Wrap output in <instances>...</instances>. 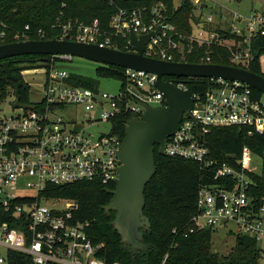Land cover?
Returning a JSON list of instances; mask_svg holds the SVG:
<instances>
[{
  "label": "built area",
  "instance_id": "1",
  "mask_svg": "<svg viewBox=\"0 0 264 264\" xmlns=\"http://www.w3.org/2000/svg\"><path fill=\"white\" fill-rule=\"evenodd\" d=\"M191 1L199 20L193 21L191 33L180 31L169 21L168 4L157 0L150 6L118 5L109 21V33L98 19L85 23L57 18L56 37L112 48L116 37H123L127 51H136L131 44L130 28L140 37L160 26L145 45L146 56L186 62L197 47L223 46L231 53L232 65L250 66L255 59L252 38L264 35V13L239 15L233 18V24L224 14L215 20L213 7L219 4L218 0ZM108 2L117 4V0ZM206 7L211 9L208 14L203 12ZM196 8L202 11H195ZM15 39L29 37L22 32ZM54 58L59 61L45 65L43 98L31 101L29 89L28 101H22L34 108L14 107V90L12 112L5 115L3 104L8 96L1 97L0 91V247L5 250L0 252V264L6 262L9 250L27 253L35 264H108L98 255L101 245L88 235V222L74 219L78 204L70 199L49 198L41 192L47 184L116 183L120 166L117 153L123 141L116 119L125 114L141 118L145 106L165 104L155 73L123 67L120 87L116 92H108L99 86L94 89L72 84L71 73L59 63L73 57L52 55L50 59ZM197 63H212L210 54L201 56ZM189 78H206L207 87L202 93L192 92L193 107L189 113L184 112L179 128L167 137L164 154L197 162L209 172L211 182L200 186L190 223L173 229V233L188 237L198 230L225 229L235 236L249 235L260 244L264 239V195L257 192L261 187L257 177L264 172V145L262 153L244 145L239 156L230 155V160L220 161L212 155L206 135L212 128L228 126L242 127L250 136L264 135V93L258 96L253 87L241 81ZM173 80L188 89L182 77ZM69 110L71 115H60ZM103 122L110 124L108 132L95 134L90 130ZM248 155L254 160L251 164L246 163ZM255 159L261 160L260 169L253 167ZM48 200H64L66 205L60 209L42 203Z\"/></svg>",
  "mask_w": 264,
  "mask_h": 264
},
{
  "label": "trees",
  "instance_id": "2",
  "mask_svg": "<svg viewBox=\"0 0 264 264\" xmlns=\"http://www.w3.org/2000/svg\"><path fill=\"white\" fill-rule=\"evenodd\" d=\"M156 1L117 0V4H110L108 0H0V44L16 41V29L26 32L29 39L54 38L59 33V28L55 27L57 18L85 23L98 19L109 33V21L118 5L150 6ZM164 1L168 4V20L176 24L180 31L191 33L193 21L199 22L192 1L183 0L179 5L174 0ZM217 30L220 31L219 28ZM125 44L123 37H116L112 46L127 51ZM252 52L255 59L247 69L264 75L259 61L264 54V35L257 34L252 38ZM207 54H210L212 63L232 65L229 59L231 53L223 46L197 47L194 54L187 56V61L200 62V57ZM51 57L50 54H25L7 58L12 72L24 83L20 90L21 101L27 102L29 98V88L21 71L29 67L45 66ZM70 73L72 84L97 89L100 78H123L124 68L99 64L95 77ZM182 80L188 89L198 94L205 90L208 81L206 78L189 77H182ZM14 90L15 82L8 79L0 67L1 97L13 94ZM253 90L258 96L262 95L261 91ZM131 118L135 116L125 114L116 119L118 132L123 139L126 136V124ZM206 140L212 155L220 161L228 160L230 155L239 156L244 145L258 153H262L264 145V135H247L246 130L239 126L212 128ZM155 164L156 173L145 189L144 213L151 226L144 231V242L147 245L144 249L133 250L127 242H123L113 225L116 211H105L103 208L113 197L109 190L116 187L115 182L109 185L98 181L47 184L41 194L49 198L74 200L78 204L74 219L88 222V235L95 244L101 245L98 255L108 264L115 261L123 264H264L261 261L264 259V250L249 235H237L231 252L219 256L211 249L215 233L211 228L198 230L188 237L174 234L173 229L183 228L190 223L196 212L198 190L202 184L211 182V178L209 172L195 161L161 154L159 145H155ZM257 181L261 183L257 192L264 195V172L261 177H257ZM4 264L35 262L27 253L9 250Z\"/></svg>",
  "mask_w": 264,
  "mask_h": 264
},
{
  "label": "water",
  "instance_id": "3",
  "mask_svg": "<svg viewBox=\"0 0 264 264\" xmlns=\"http://www.w3.org/2000/svg\"><path fill=\"white\" fill-rule=\"evenodd\" d=\"M254 10L264 13V3L256 2ZM157 30L137 37L130 28L133 49L123 51L96 43L80 42L66 38L28 39L0 44V67L7 78L15 82L14 107L34 108L21 101L20 90L24 83L12 72L9 57L25 54H50L83 57L105 65L130 67L158 75L157 86L165 97L163 106H145L141 118H131L126 124V136L118 150L120 166L116 187L105 211L115 210L114 228L123 242L133 250L144 249V231L151 226L144 213L147 183L156 173L155 145L164 154V144L180 126L184 112L193 107L190 89L178 86L174 77H214L241 81L264 93V75L244 67L218 63L176 62L153 58L144 54V48Z\"/></svg>",
  "mask_w": 264,
  "mask_h": 264
},
{
  "label": "rangeland",
  "instance_id": "4",
  "mask_svg": "<svg viewBox=\"0 0 264 264\" xmlns=\"http://www.w3.org/2000/svg\"><path fill=\"white\" fill-rule=\"evenodd\" d=\"M175 4H179L181 0H174ZM256 2H262L264 3V0H218L219 4H216L213 7V14L215 17V20H220V15L224 14L227 16L229 22H233V24L236 22V20L233 18L237 16H243V17H249L252 15L254 10V4ZM211 6V5H209ZM195 11L201 12L202 10L200 8H196ZM211 9L210 7H206L203 9V12L205 14L210 13ZM16 33H22L21 29H16ZM59 61L58 58L49 59V62H55ZM260 68L261 72L264 73V54L260 56ZM100 63L95 62L92 60H88L83 57L74 56L72 60L69 61H62L59 63V66L66 69L68 72H75L77 74H83L86 76H96V68L98 67ZM21 76L24 80V82L28 85V88L30 89V99L31 101H39L43 98L44 94V79L46 76V67L45 66H36V67H29L26 69H23L21 71ZM121 81L119 79L115 78H100L99 87L102 91H108V92H116V90L120 87ZM14 99V94H9L8 98L6 100V103L3 104L4 111H2L3 114L8 115V113L12 112L11 108V101ZM264 100V95H263ZM21 110H15V112H20ZM71 110L65 113L60 114L63 118L67 115H71ZM78 118H81V116H78ZM110 124L103 122L99 124L98 126H94L90 128V130L97 134L98 132H108L110 129ZM256 160V159H255ZM257 163L254 164L253 167L256 169L261 168V160L257 159ZM254 160L250 159V155H248V158H246V163L251 164ZM43 204L49 206V207H57L62 209L65 207V201H43ZM235 239L236 236L228 233L225 229H219L215 231L212 238V251L217 253L219 256L228 255L231 252V249L235 245ZM260 247L264 250V239L259 244ZM0 252L3 254L5 252L4 247H0ZM262 263H264V259L261 260Z\"/></svg>",
  "mask_w": 264,
  "mask_h": 264
}]
</instances>
